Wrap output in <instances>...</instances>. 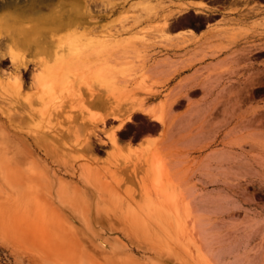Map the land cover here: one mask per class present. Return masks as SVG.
Instances as JSON below:
<instances>
[{"label": "rangeland", "instance_id": "rangeland-1", "mask_svg": "<svg viewBox=\"0 0 264 264\" xmlns=\"http://www.w3.org/2000/svg\"><path fill=\"white\" fill-rule=\"evenodd\" d=\"M174 3L0 0V264H264V23Z\"/></svg>", "mask_w": 264, "mask_h": 264}, {"label": "bare ground", "instance_id": "bare-ground-1", "mask_svg": "<svg viewBox=\"0 0 264 264\" xmlns=\"http://www.w3.org/2000/svg\"><path fill=\"white\" fill-rule=\"evenodd\" d=\"M148 4H149V2H146V1H140L138 3V5H142V6L143 5L148 6ZM153 4L154 5L156 4V6L153 7L154 10H158L159 7H161L162 5L167 4V3H163V1L162 2L161 1H157L156 3H153ZM74 6H75V9H76V6H78V4L74 3ZM153 8L151 7V9H153ZM75 12L76 13H75L74 17H76V19H80V16L82 14L79 11V9H76ZM175 12H174L175 15H177V13H179V12H177V13H175ZM60 21L61 20L59 19V20H57L54 23L58 22L60 24L61 23ZM69 21H72V19L71 18H69V20L66 19V22H69ZM63 22H65V21L63 20ZM169 22L170 21L167 20V18H164V20H163V22L161 24V27L162 28L168 27L169 26ZM190 31L192 32V30H190ZM167 34H168V32H167ZM11 37L17 42V40H18L17 39V37H18L17 34L16 35L13 34V35H11ZM173 37L174 36L171 35L170 33L168 34V39L169 40H171V39L177 40V39H175ZM63 45L67 46V48L73 49L74 51H77L78 48L82 47V46L81 47L79 46L80 42H78L77 38H75V37L68 38V39H62L61 38V39H58V41H56V47H62ZM57 52H58V50L55 48L53 53L56 54ZM187 52L189 54H191V57L200 56L201 58L204 57V56H208V55L216 53L215 50L210 48V47H198L196 49L193 48L192 50L189 49ZM192 55H194V56H192ZM7 56L9 58L10 62L12 64H14L15 63L14 53L12 51H10L9 53H7ZM49 68H48L49 70L46 73L45 72L42 73L43 71L42 72L40 71V73H38V72L35 73L36 75L33 74L35 76V77L33 76L34 77V81H35L33 83H35V85H36L35 86L36 87V93L42 98V100L45 101V105H47L49 103V101L50 102L51 101H55V100L56 101H61L63 99V97H64V92H65V90H64L65 86L64 85H63V87L60 86L61 88L59 87V77L61 76L60 75V70L61 69H59V67H57V66L53 67L52 65H50ZM12 79H13V77H12ZM17 79H19V77H16L13 80H11V79H6V80H3V81L0 80V85H2V86L8 85V84L11 85L13 83V81H15ZM155 110L157 111L156 107L154 108V111ZM154 111L152 109H150L149 113H151V115H153L159 121L164 122V119L156 111L155 112ZM154 157H152V159H154L153 162H155L154 164H155V167L157 168L158 167V162H157L158 159H157V157H155V158ZM156 188L159 189V190H162L160 186H158V187L156 186ZM161 205H163V204H161ZM165 207H167L168 210H170L172 213H174V215L176 214V211L174 209H171L168 206H165ZM176 223L178 224L176 226V230H177V233H178L177 237L179 239L185 238L186 237V233H185L184 225H179V222H177V221H176Z\"/></svg>", "mask_w": 264, "mask_h": 264}, {"label": "crops", "instance_id": "crops-1", "mask_svg": "<svg viewBox=\"0 0 264 264\" xmlns=\"http://www.w3.org/2000/svg\"><path fill=\"white\" fill-rule=\"evenodd\" d=\"M118 4H123L124 7L129 6L135 0H113ZM175 2L174 4H170L167 7L163 8V10L168 9H179L183 14L187 13V22H192V24L185 25L179 22L173 21L172 29L169 32L173 35L175 39H183V38H192L196 36H200L208 30V26L212 25L216 20H218L222 16H234L238 17L243 21L249 22L256 18L258 21L264 23V3L251 0L247 7L251 6L252 10H258L259 14L255 16L254 14L248 15L247 12H250L248 8L245 6V0H172ZM14 4V3H13ZM20 2H17L19 5ZM2 5V4H1ZM208 13L210 16H213L209 24H205L203 27L197 29L195 27L196 19H190V16H195L196 14ZM182 22H186L183 20ZM264 29V28H263ZM262 29V30H263ZM192 30V32L190 31ZM264 37V36H262ZM260 40V37L257 38Z\"/></svg>", "mask_w": 264, "mask_h": 264}, {"label": "flooded vegetation", "instance_id": "flooded-vegetation-1", "mask_svg": "<svg viewBox=\"0 0 264 264\" xmlns=\"http://www.w3.org/2000/svg\"><path fill=\"white\" fill-rule=\"evenodd\" d=\"M221 1H226V0H221ZM202 17L203 19L209 20L212 19L213 16H210L208 13H203V14H196L195 16H190V19H196L198 20V18Z\"/></svg>", "mask_w": 264, "mask_h": 264}]
</instances>
